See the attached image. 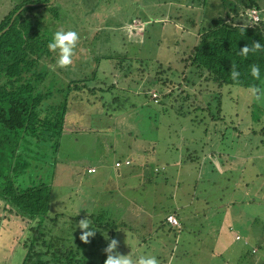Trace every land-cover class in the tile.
Listing matches in <instances>:
<instances>
[{"label": "rangeland", "instance_id": "374dc122", "mask_svg": "<svg viewBox=\"0 0 264 264\" xmlns=\"http://www.w3.org/2000/svg\"><path fill=\"white\" fill-rule=\"evenodd\" d=\"M20 1L0 0V18ZM211 1L217 6L208 10V16L215 17L221 1ZM188 4L193 5V0H56L58 20L48 8L31 12L49 36L57 30L78 35L69 65L57 66L55 52L54 61L45 60L60 76L59 89H66L69 80H79L75 74L79 69L89 74L97 68L99 78L94 85L104 81L109 86L118 80V88L125 92L117 88L121 107L110 110L104 103L116 93H73L58 151L50 143L41 148L33 144L31 167L23 180L50 184L51 216L56 212L86 216L85 209H89L90 215L104 214L106 220L121 225L114 237L118 241L115 251L120 254L151 255L158 264H264V82L258 98L250 89L225 87L221 91L225 121L199 125L191 122L187 108L186 116L177 115L178 102L171 98L159 105L155 99L161 95L152 87L148 93L140 89L128 93L127 78L119 71L121 65L134 69L142 65L150 79L158 65H171L172 78L181 82L180 73L187 67L180 59L187 46L197 41L196 29L185 32L187 24L175 22L177 12L184 21L199 17ZM257 18L252 16L251 22ZM98 31L101 34L95 39ZM107 54L115 55L107 58L110 65L102 59ZM70 70L74 77L66 73ZM192 78L199 82L195 75ZM182 84L192 95H200L204 106L217 89ZM201 148L205 159L216 166L217 175L230 171L236 191L227 192L222 201L216 195L218 189L205 183L208 171L195 187L193 163H180L186 150H198L201 155ZM165 162L170 163L166 172L150 173L153 165L162 167ZM89 168L96 173L88 174ZM2 204L0 199V216H5ZM174 208L182 227L164 235L157 227ZM14 220L0 219V264H22L20 243L29 231L20 217ZM36 220L32 218L30 224ZM57 226L49 230L51 235H58L59 227L66 228L61 223Z\"/></svg>", "mask_w": 264, "mask_h": 264}, {"label": "trees", "instance_id": "16d2710c", "mask_svg": "<svg viewBox=\"0 0 264 264\" xmlns=\"http://www.w3.org/2000/svg\"><path fill=\"white\" fill-rule=\"evenodd\" d=\"M51 1L22 0L0 18V199L6 214L1 215L0 219L14 220L20 217V221L23 224L26 223L24 227L28 228L29 236L20 243L24 250L22 264H104L106 259L104 249L108 241L116 236L121 225L106 220L104 214H91L89 219L98 230L87 242L82 241L81 230L78 227L75 228V224L85 215L70 216L63 212H56L51 216L49 214L52 201L50 184L42 180L34 183L30 181V178L27 183L23 180L24 174L31 167L29 157L32 156L30 150L33 144L41 148L43 143L46 146L50 143L53 151H58L73 93L85 91L92 95L116 93L118 96L114 95L111 101L107 100L104 104L109 110L111 107H121L120 92H115L118 88V80L109 86L104 81L98 86L92 83L99 78L97 68L89 74L85 72L81 74L79 69L75 73L77 77L79 76V80H69L65 86L66 89L58 88L60 76L45 62V60L54 61L53 52L47 48L51 36L46 30L40 29V21L31 15L35 9L48 8L53 18L57 19L59 7L55 5L56 0L50 3ZM220 1L221 10L217 11L218 14L215 17L208 16V10L213 7L216 9L217 6L211 0H193V5L188 4L193 11H198V18L193 16V19L184 21L180 15L181 12H177L175 22L179 20L182 24H187L183 26L185 32L191 33L192 29H196V33L193 34L197 37L196 43L193 46H187L188 50L180 59V62L187 67L180 73L182 81L172 78L174 73L172 74L171 65H158L151 72L150 79L146 78L150 73L145 74L142 65L141 67L139 65L137 69H134L131 64V67L121 65L119 71L123 72L124 77L128 79L124 82V84L127 82L128 93L134 94V91L140 89L139 92L144 94L148 93L152 87L161 95L160 99H155L159 105L170 101L171 98L172 102H178L179 113L175 110L177 115L186 116L189 113L188 115L192 117L191 122L199 125L206 121L207 125L209 121L212 123L225 121L221 93L225 87L236 86L250 89L255 98H258L264 82V2ZM253 11H256L258 20L251 22ZM100 34L101 32L98 31L95 39ZM254 41L258 42L261 48L250 51L246 56L237 54L241 47L246 44L251 47ZM109 56L115 57V55L107 54L102 59L109 63L107 59ZM93 60L97 63L101 62L99 57H94ZM123 60L129 61V58L124 57ZM233 66L239 72L236 79L230 76ZM252 66L258 68V75L251 74ZM70 71L66 73L72 75ZM193 75L198 78V83L192 78ZM182 82L192 86L206 84L207 91L211 85L216 86L217 89L213 91L211 101L204 106L200 95H192L182 88ZM102 85L105 87H100ZM118 90L125 92L123 87ZM99 99L102 100L104 97L101 96ZM170 105L176 108L174 103ZM186 108L190 112H184ZM207 132L209 129H205V133ZM197 141L201 143L200 140ZM203 148H201L202 153L200 151L201 155L198 154V150L192 152L186 150L188 153L182 156L180 163L185 165L193 163V173L196 172L193 180L195 187L203 180V173L208 171L206 176L204 175L205 183L218 189L216 195L222 201L228 197L229 192L236 191L231 182L230 171L222 172V175L220 172L217 175L216 166L205 159L206 152ZM211 154L215 157L217 153L212 151ZM117 163L121 165L120 162ZM169 166L170 163L165 162L162 167L153 165L152 172L150 167L148 168L150 173L155 174L161 171L166 172ZM209 172L215 177L208 175ZM169 216H175L179 220L180 215L175 208L166 212L163 221L159 222L157 227V231L162 230L164 235L174 230V227L178 230L182 227L180 220V225H171L167 220ZM32 218H38V220L30 224L33 222ZM61 218L68 221L62 223ZM47 221L51 226H48V223L45 224ZM59 223L65 224L66 228L59 227V234L51 235L49 230H54ZM46 229L49 232H45ZM105 235H108L107 241L102 244ZM253 252H255L254 249Z\"/></svg>", "mask_w": 264, "mask_h": 264}, {"label": "clouds", "instance_id": "9594fccd", "mask_svg": "<svg viewBox=\"0 0 264 264\" xmlns=\"http://www.w3.org/2000/svg\"><path fill=\"white\" fill-rule=\"evenodd\" d=\"M78 40V35L75 31L68 30H57L51 34V38L47 43V48L50 52L56 53V65L63 67L69 65L72 60L73 51ZM261 48V45L258 42H253L251 47L245 45L239 49L238 55L246 56L250 51H254ZM258 68L256 66L251 67V74L253 76L258 75ZM230 76L232 79H236L239 76V72L233 68L230 70ZM86 216L81 218L75 228L78 227L81 230L80 239L87 242V240L92 237L96 228L91 220L89 219L90 210L85 209ZM118 241L115 238H112L108 241L104 252L106 253V259L104 264H158L156 257L151 255H136L132 254H120L118 251H115L117 248Z\"/></svg>", "mask_w": 264, "mask_h": 264}, {"label": "built area", "instance_id": "2783aa9c", "mask_svg": "<svg viewBox=\"0 0 264 264\" xmlns=\"http://www.w3.org/2000/svg\"><path fill=\"white\" fill-rule=\"evenodd\" d=\"M254 15L256 16V17H258L257 16V13H256V11H253L252 12V16L254 17ZM257 20H258V18H257ZM154 95V97H156V94H153ZM130 162L129 161H126V163L125 164H129ZM117 165L119 166L120 164L119 163H117ZM88 172L90 173H93V172H95V169H93V168H89L88 169ZM167 220H168V222L171 224V225H173V226H178L179 224H178V222H177V219L175 218V216H169L168 218H167Z\"/></svg>", "mask_w": 264, "mask_h": 264}, {"label": "water", "instance_id": "95a60500", "mask_svg": "<svg viewBox=\"0 0 264 264\" xmlns=\"http://www.w3.org/2000/svg\"><path fill=\"white\" fill-rule=\"evenodd\" d=\"M54 0H52L50 3H52Z\"/></svg>", "mask_w": 264, "mask_h": 264}, {"label": "crops", "instance_id": "0c3cea01", "mask_svg": "<svg viewBox=\"0 0 264 264\" xmlns=\"http://www.w3.org/2000/svg\"><path fill=\"white\" fill-rule=\"evenodd\" d=\"M94 173H96V171L94 172ZM92 174V173H91ZM180 210V209H179Z\"/></svg>", "mask_w": 264, "mask_h": 264}]
</instances>
